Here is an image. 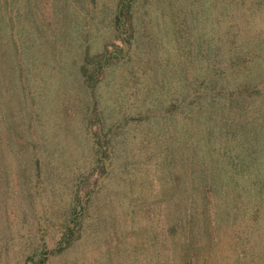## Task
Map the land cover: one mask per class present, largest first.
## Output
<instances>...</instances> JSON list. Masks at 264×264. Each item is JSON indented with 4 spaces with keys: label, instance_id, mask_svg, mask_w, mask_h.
Wrapping results in <instances>:
<instances>
[{
    "label": "rangeland",
    "instance_id": "rangeland-1",
    "mask_svg": "<svg viewBox=\"0 0 264 264\" xmlns=\"http://www.w3.org/2000/svg\"><path fill=\"white\" fill-rule=\"evenodd\" d=\"M247 6L0 0V264H264Z\"/></svg>",
    "mask_w": 264,
    "mask_h": 264
},
{
    "label": "trees",
    "instance_id": "trees-1",
    "mask_svg": "<svg viewBox=\"0 0 264 264\" xmlns=\"http://www.w3.org/2000/svg\"><path fill=\"white\" fill-rule=\"evenodd\" d=\"M242 1H247V4H248V6H247L248 11L246 12V17L251 18L254 14H257V13L264 14V0H242ZM258 32H260L259 36H257V35L255 36V38L257 37V41H258V37L262 36L261 33H264V28L259 30ZM259 43L258 44L261 46L262 50L264 51V40L262 38L260 39ZM246 48H248V50L245 54H251L252 58L259 61L258 55H261V54H260L259 50L257 49V47H255L253 50V48L248 45V46H246ZM257 52H258V54H257ZM246 81H250V79L246 80ZM244 83L245 82L240 83V84L243 85V87L245 89ZM213 168H214V166L211 169H213Z\"/></svg>",
    "mask_w": 264,
    "mask_h": 264
}]
</instances>
